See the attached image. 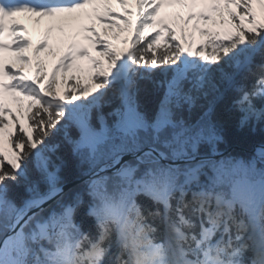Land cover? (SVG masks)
<instances>
[{"label":"snow or ice","instance_id":"6c2138e0","mask_svg":"<svg viewBox=\"0 0 264 264\" xmlns=\"http://www.w3.org/2000/svg\"><path fill=\"white\" fill-rule=\"evenodd\" d=\"M108 2L0 0V53L21 65L32 46L21 15L78 20L103 4L96 19H122L128 33L112 37L121 49L85 27L100 59L70 45L51 76L40 62L29 78L0 59V264H264V142L247 155L220 150L226 121L264 126V0H134L135 25L128 0H116L123 17ZM165 7L188 9L172 14L179 37L157 20ZM193 20L206 26L186 34ZM77 56L88 82L58 80ZM5 91L27 100V123ZM70 167L86 179L68 191Z\"/></svg>","mask_w":264,"mask_h":264},{"label":"trees","instance_id":"16d2710c","mask_svg":"<svg viewBox=\"0 0 264 264\" xmlns=\"http://www.w3.org/2000/svg\"><path fill=\"white\" fill-rule=\"evenodd\" d=\"M226 15V14H225ZM217 22L219 20V16L217 17ZM179 24H182V20H178ZM192 23H189L188 24V28L189 30L192 31ZM119 29L120 28H117V29H113V36L117 35V34H120L119 33ZM125 33L123 34H120V35H124ZM43 65V68H45L47 70V72H45L48 76H49V66L47 64V61H44L41 63ZM51 76V74H50ZM82 77V79L84 80L85 83H87V76L88 74H81L79 75ZM64 77L63 76H58L57 74V79L58 80H62ZM69 83H74L73 81H69ZM21 105H17L16 106V117L18 119H20V123L21 124H25L27 123L26 119H25V116H26V113H27V101L25 102V104L23 105L24 107V113H25V116H22L21 115V112L19 111ZM12 118V117H11ZM7 122V121H6ZM8 123V122H7ZM14 127V126H13ZM13 128L9 129H5V133L7 134V132L9 131H12ZM224 137H225V143L222 144L220 146V150L221 151H225L227 150L228 148L230 147H236V148H240L242 150H247V151H250L252 149V146L254 144H259L261 142H264V126H261V125H258L255 130L253 131L252 129L250 128H245V129H240L234 122H231V121H226L225 123V127H224ZM232 154H239V155H247V153H244V152H241V151H232L231 152ZM82 179L76 172L73 168H69L66 172V184H69L71 182H74V181H77V180H80ZM83 183L73 187L71 190L77 188V187H82ZM83 211L84 209H81V214H83Z\"/></svg>","mask_w":264,"mask_h":264},{"label":"rangeland","instance_id":"374dc122","mask_svg":"<svg viewBox=\"0 0 264 264\" xmlns=\"http://www.w3.org/2000/svg\"><path fill=\"white\" fill-rule=\"evenodd\" d=\"M133 1V0H128V7H130V3ZM130 2V3H129ZM108 6L112 9V12L115 14V15H119L120 17H123L125 16V12H124V9L120 7L119 4L116 3V0H109L108 2ZM117 20L118 19H115L113 18L110 23H114L116 22L117 23ZM122 20V19H121ZM36 20H30V22H34L35 23ZM64 24H63V23ZM67 18H63L61 20H58L56 22V27L53 31V35H52V41L51 43L49 44V47L46 48L45 50H43V53L44 55H50L51 56V53L52 51L56 52L54 53V56H53V59H56V61H59L60 58L63 56V53L65 50H67V47H68V41L70 39V35H71V32L66 30H63L60 28V25L63 26V27H66L67 26ZM91 27V26H90ZM96 28V32L99 33L100 35V39L102 40H110V42L118 47H120L121 49L124 48V45L120 44V42L118 40H113L112 39V29L110 28V24H107L106 26H95ZM67 29H68V26H67ZM105 29H108V32H107V35H105ZM125 36V35H124ZM122 36L121 39L124 37ZM68 38V39H67ZM60 40H63V44H59V41ZM35 46V43L32 44V46L23 53V55H26L27 53L29 54V51L31 52V49ZM58 47V49H57ZM98 51H99V47L96 46V51H94L93 54H91L90 56L94 57V58H97V59H100L99 55H98ZM16 55H13L9 58H7L5 60V64H11L13 65L14 67H24L25 71H26V68H27V65H21V63L16 60ZM84 60L87 61V58H85ZM64 72V71H63ZM72 71H69L67 72V74H70ZM66 75V74H65ZM6 108H9L11 109L12 113H14V104L12 103V100H8L6 99ZM11 119L9 117H6V121H8L10 127L9 129L11 128L12 129V125H11ZM6 134V133H5Z\"/></svg>","mask_w":264,"mask_h":264},{"label":"water","instance_id":"95a60500","mask_svg":"<svg viewBox=\"0 0 264 264\" xmlns=\"http://www.w3.org/2000/svg\"><path fill=\"white\" fill-rule=\"evenodd\" d=\"M235 150H237V151H241V152H244V153H249L248 151H246V150H242V149H240V148H236V147H231V148H229L227 151H225V153H231L232 151H235ZM86 179V178H85ZM81 183H83V179H80V180H77V181H74V182H71V183H69V184H65V187H66V190H71L73 187H75V186H77V185H79V184H81Z\"/></svg>","mask_w":264,"mask_h":264},{"label":"bare ground","instance_id":"6f19581e","mask_svg":"<svg viewBox=\"0 0 264 264\" xmlns=\"http://www.w3.org/2000/svg\"><path fill=\"white\" fill-rule=\"evenodd\" d=\"M60 28L63 29V30H65V27H63V26H61V25H60Z\"/></svg>","mask_w":264,"mask_h":264}]
</instances>
